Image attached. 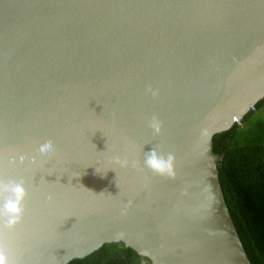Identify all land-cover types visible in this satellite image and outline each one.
Listing matches in <instances>:
<instances>
[{
  "label": "water",
  "instance_id": "water-1",
  "mask_svg": "<svg viewBox=\"0 0 264 264\" xmlns=\"http://www.w3.org/2000/svg\"><path fill=\"white\" fill-rule=\"evenodd\" d=\"M263 97L264 0H0V179L27 191L8 258L122 242L152 264H252L212 138ZM154 148L174 179L144 166ZM20 154L35 163L10 167Z\"/></svg>",
  "mask_w": 264,
  "mask_h": 264
},
{
  "label": "trees",
  "instance_id": "trees-1",
  "mask_svg": "<svg viewBox=\"0 0 264 264\" xmlns=\"http://www.w3.org/2000/svg\"><path fill=\"white\" fill-rule=\"evenodd\" d=\"M264 97L212 138L219 181L252 264H264ZM66 264H152L122 242H109Z\"/></svg>",
  "mask_w": 264,
  "mask_h": 264
},
{
  "label": "clouds",
  "instance_id": "clouds-1",
  "mask_svg": "<svg viewBox=\"0 0 264 264\" xmlns=\"http://www.w3.org/2000/svg\"><path fill=\"white\" fill-rule=\"evenodd\" d=\"M146 91L153 97L159 95V90L153 89L150 85L146 88ZM250 106L252 107L253 104ZM239 120L240 118L234 122H238ZM148 126L152 129L155 135H159L161 133L162 125L157 117L153 116ZM53 151L54 145L50 140L45 141L38 148V152L41 155H46ZM26 159L30 163H35V157H26L24 154H20L18 156L11 157L8 160V165L11 167L15 166L17 163L23 164ZM174 162L175 157L173 154L168 153L167 156H165L162 153H158L154 148L153 150L145 153V159L143 163L144 166L153 174L167 176L168 178L174 179ZM114 163L119 165L121 168L129 166L135 168L138 162L130 161L127 157L122 159L120 156H116L114 158ZM24 185L25 182L23 179L7 181L0 179V264H14V262L8 258L4 234L6 230H13L18 224L23 222L25 213L24 201L27 196V191ZM49 199H51V196H49ZM130 206L131 202L129 201L128 205L123 209L122 214H126L128 207ZM115 238L116 240L123 239L124 233H117Z\"/></svg>",
  "mask_w": 264,
  "mask_h": 264
},
{
  "label": "rangeland",
  "instance_id": "rangeland-1",
  "mask_svg": "<svg viewBox=\"0 0 264 264\" xmlns=\"http://www.w3.org/2000/svg\"><path fill=\"white\" fill-rule=\"evenodd\" d=\"M250 107H251V106H250ZM250 107H249V108H250ZM261 114H263V115H264V109L261 111Z\"/></svg>",
  "mask_w": 264,
  "mask_h": 264
},
{
  "label": "built area",
  "instance_id": "built-area-1",
  "mask_svg": "<svg viewBox=\"0 0 264 264\" xmlns=\"http://www.w3.org/2000/svg\"><path fill=\"white\" fill-rule=\"evenodd\" d=\"M237 120V119H236Z\"/></svg>",
  "mask_w": 264,
  "mask_h": 264
}]
</instances>
